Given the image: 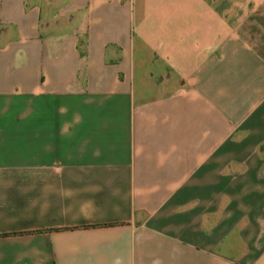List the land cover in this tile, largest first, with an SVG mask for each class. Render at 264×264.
<instances>
[{
    "label": "crops",
    "instance_id": "obj_1",
    "mask_svg": "<svg viewBox=\"0 0 264 264\" xmlns=\"http://www.w3.org/2000/svg\"><path fill=\"white\" fill-rule=\"evenodd\" d=\"M0 264H264V0H0Z\"/></svg>",
    "mask_w": 264,
    "mask_h": 264
}]
</instances>
